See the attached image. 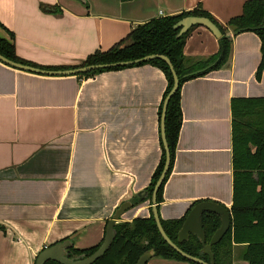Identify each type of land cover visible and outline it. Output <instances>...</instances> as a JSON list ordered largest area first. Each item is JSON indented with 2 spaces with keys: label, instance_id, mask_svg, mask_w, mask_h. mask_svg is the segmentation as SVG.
Masks as SVG:
<instances>
[{
  "label": "crops",
  "instance_id": "0c3cea01",
  "mask_svg": "<svg viewBox=\"0 0 264 264\" xmlns=\"http://www.w3.org/2000/svg\"><path fill=\"white\" fill-rule=\"evenodd\" d=\"M244 1L0 0V36L18 58L53 69L108 49L152 17L196 7L224 25ZM230 45L226 63L180 86L182 119L156 204L163 219L181 217L194 200L229 210L230 100L264 96L257 34L238 32ZM183 46L201 59L217 51V37L193 26ZM165 85L153 64L43 75L0 61V264H34L40 249L64 239L74 248L101 241L111 213L147 186L158 161ZM139 199L119 218L147 216L151 201ZM145 264L185 263L152 255ZM230 264L247 262L235 253Z\"/></svg>",
  "mask_w": 264,
  "mask_h": 264
},
{
  "label": "trees",
  "instance_id": "16d2710c",
  "mask_svg": "<svg viewBox=\"0 0 264 264\" xmlns=\"http://www.w3.org/2000/svg\"><path fill=\"white\" fill-rule=\"evenodd\" d=\"M240 11L239 14L230 17L224 25L216 22L207 11L196 7L176 14L152 17L133 26L123 39L118 40L108 49L95 51L87 55L80 63V65L109 63L116 60H132L150 53H159L168 57L172 64L176 72L178 86L170 96L165 110L164 131L167 148H169V166L161 181L162 183L156 191L155 200L157 202L161 200L162 187L172 166L174 146L182 119L179 90L184 80L200 76L226 63L231 48V36L241 31L252 30L257 34L260 44V58L255 69V77L258 78L260 72L264 70V0H245ZM189 14L204 15L220 29L221 34L217 36L218 49L214 54L201 57V59L187 57L183 54L184 40L190 28L197 25H192L182 34L177 35L178 29L174 28L173 24ZM228 33H231V35H228ZM0 53L12 61L37 66L18 58L13 49V44L2 36H0ZM142 63L159 67L166 80L162 99L157 109L159 115L164 96L173 82L169 66L163 60L152 58L128 65L93 69L82 72L80 75H92L101 70ZM70 67L76 66H56L53 69ZM230 113L233 181L232 202L229 207L231 223L220 240L210 246L213 252L212 264H230L235 253L239 259L245 260L247 264H264V96L231 98ZM160 148L161 153L158 161L147 186L143 188L144 195L142 197H138L139 195L130 197V200L134 203H136L137 198H140V202L146 199L150 203L149 199L154 181L162 170L164 162L165 153L161 141ZM198 201L201 200H194L191 206ZM187 211L177 218L163 219L159 216L162 229L181 250L208 261V255L201 251V242L196 234L189 233L186 240H177L176 232L186 217ZM218 225L219 218L217 215L208 211L202 213V231L204 232L205 241H208ZM113 228L115 236L110 245L102 256L89 264H133L146 249L154 251V256L182 260L186 262L185 264H199L192 260H186L164 241L157 230L155 220L151 216L150 208L147 216H137L131 220H117ZM100 242L87 248H74L70 245L67 248L68 257H85ZM43 264L61 263L55 260H46Z\"/></svg>",
  "mask_w": 264,
  "mask_h": 264
},
{
  "label": "water",
  "instance_id": "95a60500",
  "mask_svg": "<svg viewBox=\"0 0 264 264\" xmlns=\"http://www.w3.org/2000/svg\"><path fill=\"white\" fill-rule=\"evenodd\" d=\"M203 25L208 28L215 37L221 34L220 29L206 16L204 15H185L181 19L177 20L173 27L178 29L177 35L182 34L187 30L188 27L192 25ZM152 58H158L163 60L166 64H168L171 77H172V85L168 90L167 94L164 96V100L162 102L161 110H160V121H159V132L160 139L162 143V148L164 149V162L162 170L160 171L158 177L154 181L151 194V216L155 220V224L158 232L161 234L164 241L174 250H176L181 256H183L186 260H192L199 264H212L213 262V252L210 249L211 244L220 240L222 235L225 233L226 229L229 227L231 223V215L227 207L223 204H219L216 201L210 199H204L193 204L187 211L186 217L182 221L179 229L177 230V240L182 241L188 238L189 233H194L198 237L201 242V251L208 255V261H204L196 256L191 254H187L183 250H181L169 237L164 233L160 219L157 212V201L155 200L156 191L161 181L163 180L165 173L168 170L169 163V148H167L166 136L164 131V121H165V110L170 96L173 94L175 89L178 86V80L176 76V72L173 69L172 64L170 63L168 57L159 53H150L137 58H133L132 60H116L115 62L109 63H99V64H82V60L76 64H73L76 67H70L65 69H44L41 67H37L34 65H28L25 63H21L18 61H12L6 58L4 55L0 53V61L10 67L19 68L21 70H25L28 72H35L43 75H65V74H80L85 71L99 69L103 67H116L118 65H128L133 64V62L147 61ZM144 193L143 189L139 190L136 194L142 195ZM134 202L129 199H124L120 202V204L114 209L111 213L109 219L105 223L103 238L100 244L87 256L79 257V256H70L68 257L67 248L71 245V240L64 239L60 241L54 242L52 245H48L40 249L36 254V258L34 260V264H43L46 260H55L61 264H89L95 259L99 258L104 254V251L108 248L111 241L114 238V223L119 220L120 214L128 207L132 206ZM208 211L212 212L219 218V225L214 229L208 241H205L204 232L202 231V213ZM154 255V251L151 249L144 250L136 259L133 264H145L148 258Z\"/></svg>",
  "mask_w": 264,
  "mask_h": 264
},
{
  "label": "rangeland",
  "instance_id": "374dc122",
  "mask_svg": "<svg viewBox=\"0 0 264 264\" xmlns=\"http://www.w3.org/2000/svg\"><path fill=\"white\" fill-rule=\"evenodd\" d=\"M182 261V260H181ZM184 262V261H183ZM184 263H186V262H184Z\"/></svg>",
  "mask_w": 264,
  "mask_h": 264
}]
</instances>
